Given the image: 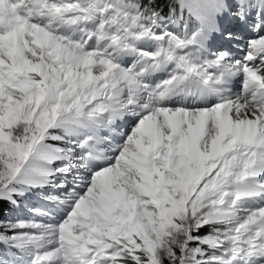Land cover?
Here are the masks:
<instances>
[{
	"label": "snow or ice",
	"instance_id": "6c2138e0",
	"mask_svg": "<svg viewBox=\"0 0 264 264\" xmlns=\"http://www.w3.org/2000/svg\"><path fill=\"white\" fill-rule=\"evenodd\" d=\"M0 264H264V0H0Z\"/></svg>",
	"mask_w": 264,
	"mask_h": 264
},
{
	"label": "trees",
	"instance_id": "16d2710c",
	"mask_svg": "<svg viewBox=\"0 0 264 264\" xmlns=\"http://www.w3.org/2000/svg\"><path fill=\"white\" fill-rule=\"evenodd\" d=\"M5 209H7V206H5ZM10 214H11V212L8 213V215H10Z\"/></svg>",
	"mask_w": 264,
	"mask_h": 264
},
{
	"label": "rangeland",
	"instance_id": "374dc122",
	"mask_svg": "<svg viewBox=\"0 0 264 264\" xmlns=\"http://www.w3.org/2000/svg\"><path fill=\"white\" fill-rule=\"evenodd\" d=\"M10 215H12V213Z\"/></svg>",
	"mask_w": 264,
	"mask_h": 264
}]
</instances>
